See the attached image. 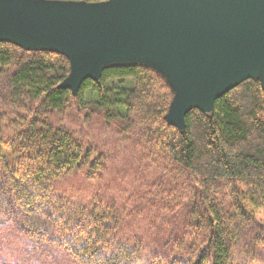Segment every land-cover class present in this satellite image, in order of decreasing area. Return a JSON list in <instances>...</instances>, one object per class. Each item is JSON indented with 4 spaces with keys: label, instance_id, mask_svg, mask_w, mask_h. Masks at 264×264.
Wrapping results in <instances>:
<instances>
[{
    "label": "trees",
    "instance_id": "16d2710c",
    "mask_svg": "<svg viewBox=\"0 0 264 264\" xmlns=\"http://www.w3.org/2000/svg\"><path fill=\"white\" fill-rule=\"evenodd\" d=\"M69 73L62 54L0 42V221L23 241L25 252L48 256V264L59 257L65 264H242L236 250L246 229L264 226L259 81L247 80L223 95L210 115L190 111L181 132L165 121L173 94L152 69L107 66L98 82L85 80L75 96L59 87ZM117 81H127L128 88ZM83 91L91 95L88 104ZM3 105L23 113L21 124L9 126L15 134L6 140ZM68 111L84 114L85 121L99 118L135 140L147 161L143 169L158 172V182L167 183L168 191L157 194L186 213V232L175 255L147 254L123 234L126 218L112 207L60 191L59 183L73 173L96 180L102 171V158L92 157L52 122Z\"/></svg>",
    "mask_w": 264,
    "mask_h": 264
},
{
    "label": "water",
    "instance_id": "95a60500",
    "mask_svg": "<svg viewBox=\"0 0 264 264\" xmlns=\"http://www.w3.org/2000/svg\"><path fill=\"white\" fill-rule=\"evenodd\" d=\"M0 42L64 55L75 96L111 65H143L168 84V125L213 112L241 83L264 93V0H0Z\"/></svg>",
    "mask_w": 264,
    "mask_h": 264
},
{
    "label": "rangeland",
    "instance_id": "374dc122",
    "mask_svg": "<svg viewBox=\"0 0 264 264\" xmlns=\"http://www.w3.org/2000/svg\"><path fill=\"white\" fill-rule=\"evenodd\" d=\"M117 83L129 86L127 81ZM82 97L85 104L91 102L89 93L83 91ZM1 109L2 138L6 140L15 134V129L9 126L21 124L23 113L7 105ZM51 120L74 135L92 152V157L102 158L98 179L88 180L81 172L73 173L59 183L60 191L75 200H96L102 206L112 207L117 216L126 218L123 234L130 236L147 254L175 255L186 232V213L172 209L173 202L165 199L168 185L158 182V172L143 169L147 161L135 140L113 131L99 118L92 117L87 122L84 114L75 111L62 112ZM157 190L164 193L157 194ZM11 230L0 221V264H48V256L39 258L27 254L23 241ZM236 251L242 264H264V226L254 229L252 225L246 229L242 245ZM55 264H65V261L59 257Z\"/></svg>",
    "mask_w": 264,
    "mask_h": 264
}]
</instances>
